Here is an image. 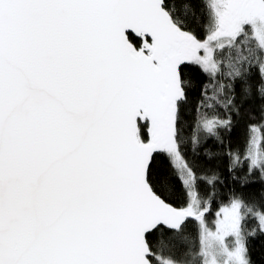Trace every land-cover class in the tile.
I'll list each match as a JSON object with an SVG mask.
<instances>
[{"label":"snow or ice","instance_id":"1","mask_svg":"<svg viewBox=\"0 0 264 264\" xmlns=\"http://www.w3.org/2000/svg\"><path fill=\"white\" fill-rule=\"evenodd\" d=\"M197 93L194 146L259 100L264 178V0H0V264H254L264 196L217 210L185 157Z\"/></svg>","mask_w":264,"mask_h":264},{"label":"trees","instance_id":"2","mask_svg":"<svg viewBox=\"0 0 264 264\" xmlns=\"http://www.w3.org/2000/svg\"><path fill=\"white\" fill-rule=\"evenodd\" d=\"M199 34L202 29L196 27ZM207 78L203 79V83L207 84ZM208 95H212V89L209 88ZM202 95L197 93L193 96L192 102L186 108L183 121L185 125L184 137L186 143L184 145V154L190 165L200 176L216 175L218 177L215 185V191L218 193L215 207L218 208L226 204L233 192L241 195L246 201L259 202L264 196V178H261L258 172L249 174L247 171L248 162L243 160L247 141L249 138L248 125L259 124L260 121V102L259 100L243 101L241 116H236L233 113L235 127L231 133L223 135L224 143L221 144L214 138H203L202 142L193 145L188 137L192 132V125L197 119L196 103L202 99ZM209 115L213 114L212 109H207ZM216 113L226 117L227 113L222 107H217ZM233 151L241 154L242 163L240 166L233 168L232 161L228 156V151ZM156 167L158 170L171 174L172 170L166 157L163 154H157ZM245 178L247 182L245 183ZM178 186V182L177 185ZM212 186L201 181L202 194L204 191L211 190ZM171 191V190H170ZM170 202L175 206H181L183 199L179 196H170ZM215 220L214 214L209 217V222L212 224ZM254 221L249 222V228H255ZM250 255L254 260V264H264V237L257 235L250 238L249 241Z\"/></svg>","mask_w":264,"mask_h":264},{"label":"rangeland","instance_id":"3","mask_svg":"<svg viewBox=\"0 0 264 264\" xmlns=\"http://www.w3.org/2000/svg\"><path fill=\"white\" fill-rule=\"evenodd\" d=\"M214 223V222H213Z\"/></svg>","mask_w":264,"mask_h":264}]
</instances>
